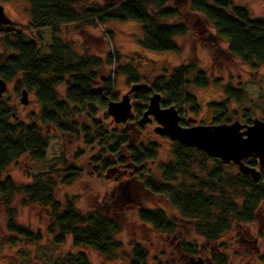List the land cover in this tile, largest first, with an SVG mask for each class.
Instances as JSON below:
<instances>
[{"label": "trees", "instance_id": "obj_1", "mask_svg": "<svg viewBox=\"0 0 264 264\" xmlns=\"http://www.w3.org/2000/svg\"><path fill=\"white\" fill-rule=\"evenodd\" d=\"M28 22L21 31L0 25V79L13 84L14 92H32L39 106L35 117L41 124L53 126L60 133L81 136L85 145L97 143L99 151L91 157L93 172L104 174L111 168H130L131 174L150 194L164 197L179 219L189 220L192 230L206 243L216 242L231 226L250 224L259 207L264 204V170L254 159L245 164L259 170L258 182L238 171L232 164L223 165L218 159L193 148L172 142L171 161L158 167L160 177L152 176L148 165L156 161L158 147L152 142L138 140L134 131L141 133L138 123L116 124L107 129L103 119L108 102L117 101L109 77L98 76L97 69L104 63L115 62V75H123L127 84H138L144 77L137 75L130 65H118L120 58L107 54L104 60L91 55H79L71 45L61 39L59 27L74 24L76 28L96 22L132 21L140 25L142 38L140 49L151 53H179L176 38L185 37L187 29L182 23H168L178 18L176 8L168 6L167 0H111L106 5L94 4L82 7L87 0H26ZM189 10L204 17L216 37L226 44L227 53L250 68L264 66V19H252L248 12L238 6H230L227 0H187ZM82 4V5H81ZM50 29V41L43 51L39 31ZM115 60V61H114ZM220 84L224 100L208 102L210 114L208 125L228 124L239 121L250 124V111L232 110L229 102L240 105L244 90L227 82ZM64 87L62 98L57 92ZM149 88L132 94L136 102L133 111L139 119L148 99L153 93L160 95V106H173L182 126H189L182 114L198 116L201 109L196 98L188 92V86L205 89L209 79L196 62L181 64L171 73L155 77ZM101 113L102 116L98 117ZM239 114V115H238ZM136 118L134 120H136ZM132 120L133 119H129ZM48 138L35 122L26 124L15 119V111L7 99L0 98V201L6 208L8 232L30 242L40 239L38 233L19 225L14 220L10 205L16 195L22 194L21 205H39L49 209L48 233L55 244L64 243L71 237L74 248L88 247L105 258L121 249L116 236L120 224L95 210L80 213L67 200L64 204L54 199L53 191L58 183L71 184L80 175L74 165L65 166L59 179L49 173L33 176L26 185H16L9 177L2 178L6 168L26 155L33 161L44 160ZM138 220L149 225L154 232L174 234L178 219L168 217L163 210L138 207ZM183 254L196 257L200 250L194 243L184 242ZM130 264H145L146 251L138 245L132 250ZM214 264H226L223 255H211ZM59 264H90L86 254L79 251L66 254Z\"/></svg>", "mask_w": 264, "mask_h": 264}, {"label": "rangeland", "instance_id": "obj_2", "mask_svg": "<svg viewBox=\"0 0 264 264\" xmlns=\"http://www.w3.org/2000/svg\"><path fill=\"white\" fill-rule=\"evenodd\" d=\"M111 0H87L82 7L94 4L106 5ZM213 4L214 0H207ZM230 6L244 8L252 19H264V0H227ZM5 16L13 22L10 28L21 30L28 35L24 26L28 22V5L26 0H0ZM82 5V4H81ZM167 5L178 10L179 16L168 23H182L187 29L185 37L176 38L179 53H151L139 48L142 38L140 25L136 22H109L84 26L79 29L74 24H64L59 27V37L69 43L79 55H91L104 60L107 54L115 57L119 54L118 65H130L137 75L144 77L139 84H147L157 76L166 74L190 62H196L209 79V86L198 89L188 86V92L193 95L201 109L198 116L182 114L183 121L189 126L208 125L210 114L206 112L208 102L224 100L220 84L227 82L244 90V99L240 105L229 102V108L249 110L251 118H264V66L250 68L240 60L230 56L226 44L216 37L211 26L203 16L189 10L187 0H167ZM8 27V26H7ZM43 51L50 41V29L39 31ZM0 53L3 49L0 48ZM115 61V60H114ZM103 64L96 71L98 76L109 77L112 91L117 92V101L131 85L127 84L123 75H115V67ZM24 90V89H23ZM58 94L62 98L64 87L59 86ZM26 91V90H25ZM22 89L14 92L13 84L7 83L2 99L15 111V119L26 124L35 122L42 134L48 138V149L43 161H33L26 155L12 162L2 174L9 177L16 185H26L33 176L49 173L52 178L59 179L65 166L74 165L80 169V175L71 184L58 183L54 188V199L64 204L67 200L82 214L95 210L102 215L112 217L121 226L116 239L121 243V249L110 258H105L88 247L74 248L68 235L61 245L53 242L48 233L50 223L49 209L39 205H21L23 195H16L10 205L14 212V220L33 233H38L40 239L30 242L8 232L6 228V208L0 201V264H59L66 254L82 251L90 264H130L132 250L138 245L147 254L145 264H214L211 255H223L226 264H264V204H262L250 224L234 223L230 230L224 233L216 242L206 243L204 238L197 235L191 228L189 220L179 219L166 199L148 193L142 184L132 176L130 168L113 167L104 174L93 172L91 157L99 151L97 143L88 146L81 136L60 133L53 126L41 124L35 117L39 106L32 92L26 91L27 104L20 103ZM131 114L125 123H139L133 111L136 103L130 95ZM106 114V109L104 111ZM102 112L98 117L102 116ZM239 115V114H238ZM103 119L107 129L114 127L112 118ZM136 118V120H134ZM187 120L192 121L187 123ZM237 121V120H236ZM239 122V121H238ZM141 125V133L134 131L138 140L152 142L158 147L156 161L148 165L152 176L160 177L158 167L171 161L170 148L172 141L153 132L156 123L150 119ZM236 167V166H235ZM256 168V167H255ZM257 169V168H256ZM258 170V169H257ZM138 207L163 210L170 218L178 219L177 230L174 234L156 233L153 229L138 220ZM189 242L198 246L200 252L196 257H189L180 250L182 243Z\"/></svg>", "mask_w": 264, "mask_h": 264}, {"label": "water", "instance_id": "obj_3", "mask_svg": "<svg viewBox=\"0 0 264 264\" xmlns=\"http://www.w3.org/2000/svg\"><path fill=\"white\" fill-rule=\"evenodd\" d=\"M0 25H13L0 5ZM7 83L0 79V98L6 90ZM147 84H133L129 90L116 102H108L106 112L114 124H123L131 114L130 95L147 90ZM20 103L27 104L26 91L22 90ZM152 119L156 126L153 132L161 137L182 146L190 147L206 154L209 158L218 159L223 165L232 164L238 171L249 176L253 182H258L260 174L255 167L244 163L246 159H254L258 167L264 170V118L252 119L250 124L232 121L219 125L182 126L180 117L173 106L161 107L160 95L153 93L141 114L139 123L144 125ZM192 121H188L189 123Z\"/></svg>", "mask_w": 264, "mask_h": 264}]
</instances>
